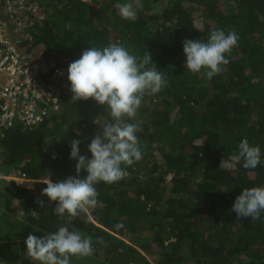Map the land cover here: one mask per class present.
I'll list each match as a JSON object with an SVG mask.
<instances>
[{"label":"trees","instance_id":"obj_1","mask_svg":"<svg viewBox=\"0 0 264 264\" xmlns=\"http://www.w3.org/2000/svg\"><path fill=\"white\" fill-rule=\"evenodd\" d=\"M92 1L39 0L44 20L36 26L34 47L68 67L85 49L112 43L135 56L150 53L168 85L146 94L135 120L127 121L143 127L136 134L142 159L122 165L120 181L95 185L100 203L87 214H54L56 202L41 195L44 182L76 177L71 140H80V154L90 159L88 144L111 122L106 106L92 98L73 103L71 91L62 89L58 108L44 120L0 131V174L20 170L45 179L40 189H27L0 175V212L11 227L24 228L22 234L30 227L78 232L92 241L91 257L99 264H107L105 253L118 264H152L142 251L154 245L156 264H264V213L252 221L231 211L244 188L264 187V0H140L134 21L118 8L126 2L135 7L134 0ZM218 29L235 31L239 39L225 54L230 63L209 80L203 69L187 70L183 42H207ZM61 78L70 86L68 71ZM245 138L260 147V165L245 169L241 161L220 169ZM86 175L82 169L79 178Z\"/></svg>","mask_w":264,"mask_h":264},{"label":"clouds","instance_id":"obj_2","mask_svg":"<svg viewBox=\"0 0 264 264\" xmlns=\"http://www.w3.org/2000/svg\"><path fill=\"white\" fill-rule=\"evenodd\" d=\"M134 2L135 7L133 2L118 5L123 19L136 20L137 8L143 5L140 0ZM238 39L235 31L226 34L223 29H218L210 33L207 42L203 39L185 40L183 52L187 70L197 74L203 69L211 80L222 71L221 65L230 63L225 54L231 52ZM150 62L153 67L146 68ZM68 80L71 102L92 98L98 105L107 107L111 118V122L105 123L88 144L90 159L80 154L81 141L71 140L70 159L77 161L76 177L44 182L47 186L42 189L41 195H46L49 203L56 202L53 213L77 217L81 213L87 214L89 209L100 203L95 185L120 181L126 175L121 166H131L142 159L143 153L136 134L143 132V127L140 123L127 121L135 120L146 94H157L167 87L168 81L152 63L149 52L143 57L135 56L117 43L102 50L96 47L85 49L79 59L70 63ZM241 161L245 169H255L261 163L260 147L250 145L247 138L239 143L238 151L229 161L222 159L220 169L230 170ZM82 169L86 170L87 175L79 178ZM37 202L44 206V201ZM231 211L236 213L238 220L241 217L259 220L264 213V187L244 188L236 197ZM115 227L120 229L123 224H116ZM25 243V258L38 264H70L71 257H87L94 252L90 239L82 238L78 232H71L66 227H60L58 231L42 238L29 234Z\"/></svg>","mask_w":264,"mask_h":264},{"label":"built area","instance_id":"obj_3","mask_svg":"<svg viewBox=\"0 0 264 264\" xmlns=\"http://www.w3.org/2000/svg\"><path fill=\"white\" fill-rule=\"evenodd\" d=\"M43 20L39 0H0V131L44 120L58 108L61 90H70L61 78L68 66L34 47L35 29ZM2 177L27 189L33 180L20 170Z\"/></svg>","mask_w":264,"mask_h":264},{"label":"rangeland","instance_id":"obj_4","mask_svg":"<svg viewBox=\"0 0 264 264\" xmlns=\"http://www.w3.org/2000/svg\"><path fill=\"white\" fill-rule=\"evenodd\" d=\"M90 4H94L93 1L90 2ZM195 23L198 25V26H201L202 25V21H201V18L200 16H196L195 17ZM38 51L37 53H39V51H43L42 47H38L37 48ZM63 63V61H62ZM2 175V174H0ZM170 174L167 176V181L170 180ZM42 181H45V179H38V180H33L31 183V188H28V189H34L36 187H38L39 189L41 188L39 182H42ZM0 211H2L0 209ZM2 215H4L2 217ZM1 223H4L6 224L4 226V229L5 231V234L4 235H7V237L9 238H6V240H1L0 243L3 244V246L7 247L9 249V255L5 257H2V254L0 252V264H7L8 262L10 264H16L19 259V251L17 250V246L21 243H19L17 240H16V237H26L29 235V234H33L35 236H37L38 238H42L43 236H41L42 234H46V233H43V232H40L39 229H34L33 227H30L31 229H29V233H24V234H19L24 228H21L20 230H16L14 227H11V221L9 220V218L3 214L2 212H0V224ZM17 231V232H16ZM1 233V231H0ZM47 235V234H46ZM126 240H129V237H125ZM22 244H26L25 242H22ZM158 249V247L156 245L152 246V248L148 249V250H144L142 251V254L144 256L147 257V259L152 263V264H156L158 262V259H159V254L156 252V250ZM21 254H26V252H20ZM105 256H106V259H107V264H118V260L117 258H115V256L113 254H106L105 253ZM109 257H111L109 259ZM6 258V259H5ZM99 258H101L99 256ZM103 258V257H102ZM128 260H132L131 259V256H128L127 257ZM25 260H27V258H25ZM27 262V261H26ZM123 262V261H121ZM38 262H32V261H28L27 264H37ZM70 264H99V259H97L96 257H91V256H87V257H71L70 258ZM129 264H142L141 261L137 260V261H130Z\"/></svg>","mask_w":264,"mask_h":264},{"label":"crops","instance_id":"obj_5","mask_svg":"<svg viewBox=\"0 0 264 264\" xmlns=\"http://www.w3.org/2000/svg\"><path fill=\"white\" fill-rule=\"evenodd\" d=\"M34 180V179H33ZM32 180V181H33ZM6 224H4V223H1L0 224V231L1 230H3V229H6V228H4V226H5ZM3 231H5V230H3ZM43 232V231H42ZM26 233H29V232H27L26 231ZM44 233V232H43ZM19 234H22L21 232L19 233ZM44 235H46V234H42L41 236H44ZM1 240H4V237H3V233L1 232L0 233V241ZM6 240V239H5ZM16 240L19 242V243H21V244H19L18 246H17V250L19 251V259H18V261L19 262H17L16 264H27V262L30 260V259H27V260H25V256H26V254H21L20 252H26L27 251V247H26V244L24 245V244H22V242H25L26 241V237H16ZM0 252H1V254H2V257H5L6 256V258H7V256L9 255V249L7 248V247H5V246H3V244L2 243H0ZM5 258V259H6ZM27 261V262H26ZM31 261V260H30ZM7 264H10L9 262L7 263ZM38 264V263H37Z\"/></svg>","mask_w":264,"mask_h":264}]
</instances>
